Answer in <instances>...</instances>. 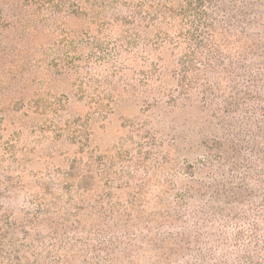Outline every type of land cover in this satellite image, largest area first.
Masks as SVG:
<instances>
[{
    "label": "rangeland",
    "instance_id": "374dc122",
    "mask_svg": "<svg viewBox=\"0 0 264 264\" xmlns=\"http://www.w3.org/2000/svg\"><path fill=\"white\" fill-rule=\"evenodd\" d=\"M118 1L0 0V264H264V0Z\"/></svg>",
    "mask_w": 264,
    "mask_h": 264
},
{
    "label": "trees",
    "instance_id": "16d2710c",
    "mask_svg": "<svg viewBox=\"0 0 264 264\" xmlns=\"http://www.w3.org/2000/svg\"><path fill=\"white\" fill-rule=\"evenodd\" d=\"M19 0H17L18 2ZM33 1V0H31ZM43 2V4L47 3L48 0H40ZM141 1V0H140ZM139 1V2H140ZM198 1V0H197ZM111 3L113 4H121L123 6V8H125V11L127 13V17H118V16H115L113 19H116L115 20H119L120 24H128L129 25V28H128V33L131 32H135V28H137V22H142L144 21L143 19V15L146 14V12H139L138 10V5L136 6V8H132L130 7L129 3L128 2H122L118 1V0H110ZM189 2H191V4H194L195 6L197 5L196 3V0H189ZM188 0H181V2H168V3H164L165 5H158L160 6V8H163V10H161V14H159L157 17L160 19V21L162 23L166 22L168 23L171 27H174L176 28L177 26L175 25V22L180 19L179 16H182V14L184 13V6L183 4H185V6L187 4H189ZM106 4V7L108 6L109 4V1L105 3ZM176 4V5H175ZM144 6V5H143ZM11 10V9H10ZM194 13H197L196 12V9H192ZM11 12V11H10ZM131 20V21H129ZM165 25V24H164ZM124 26H120L119 28L121 30H119V28H117L116 26V29L114 31H119L120 34L118 35H121V33L125 32L126 30H124L123 28ZM165 41H168V39L165 37L164 39ZM89 59H92V58H88V60H85V63L89 64L90 63V60ZM71 73V72H70ZM70 76H72V73L70 74ZM253 238H255V235H253Z\"/></svg>",
    "mask_w": 264,
    "mask_h": 264
}]
</instances>
